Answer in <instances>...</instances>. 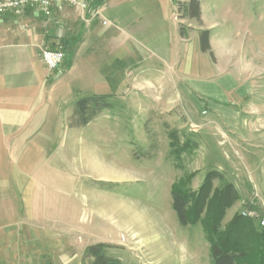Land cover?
<instances>
[{"label":"rangeland","instance_id":"obj_1","mask_svg":"<svg viewBox=\"0 0 264 264\" xmlns=\"http://www.w3.org/2000/svg\"><path fill=\"white\" fill-rule=\"evenodd\" d=\"M202 11V20L188 21L176 6L174 19L190 25L191 39L197 34L199 49V30L208 31L212 55H206L217 78L223 77L228 96L223 93L222 99L214 101L194 96L188 104L161 105L149 102L152 93L148 91L142 101L138 65H132L126 70L124 87L109 94L112 106L88 126L64 133L63 144L71 147V152H64L62 166L63 214H47L42 219L47 228L55 223L57 229L61 226L63 252L72 258L68 264H82L85 247L100 241L111 244V255L125 264H212L202 222L205 208L196 221L181 225L171 206L170 190L173 182L187 176L186 187L195 194L211 169L241 186L237 165H242L245 154L250 163L257 158L254 154L263 151L264 155V0H208ZM76 12L73 17L84 27L86 21ZM187 29L184 25L185 34ZM62 43L57 44L63 56L56 68L62 66L65 53L68 58L71 55L69 45ZM65 122L69 127V120ZM234 128L245 129L250 142L243 143L245 151L236 143V158L231 163L236 167L234 174L228 175L219 161L228 149L224 140L236 138L230 136ZM172 131L182 146L179 151L170 146ZM206 132L217 135V152L206 145ZM188 142L190 147H186ZM219 163L225 172L215 167ZM261 171L248 180L251 189L264 197V168ZM221 185L214 180L212 188ZM8 191L0 184V228L13 230L14 239L9 242L22 244L24 229L35 225L31 217L22 215V200L6 199ZM248 206L264 213V198L239 197L226 209L220 228L224 230L234 214ZM252 223L258 228L255 220ZM225 239L227 245L242 247L250 240L243 229Z\"/></svg>","mask_w":264,"mask_h":264},{"label":"crops","instance_id":"obj_2","mask_svg":"<svg viewBox=\"0 0 264 264\" xmlns=\"http://www.w3.org/2000/svg\"><path fill=\"white\" fill-rule=\"evenodd\" d=\"M206 1L200 0L201 20ZM98 11L96 17L83 21L84 27L73 17L76 10L67 6L50 17L36 9L0 13V184L9 190L7 200L23 201L22 215L31 217L35 225L24 229L22 244L9 242L14 239L13 230L0 228V264H23L24 260L68 264L72 260L63 252L61 226L57 229L55 223L47 228L42 217L63 214L62 166L64 152H71L63 144L64 133L91 123L66 126L78 97L117 93L126 84L128 67L138 65L142 101L148 91L152 93L149 102L161 105L188 104L194 96L210 101L223 98V77L217 78L210 59L199 49L197 34L191 39L190 25L181 22L188 29L186 34L184 28L180 31L172 0H104ZM58 42L69 45L71 55L68 58L65 53L62 66L49 70L40 50L60 47ZM244 131L234 128L230 136L236 138L224 140L228 149L219 162L228 175L236 167L231 164L236 143L248 150L244 144L250 141ZM204 136L206 145L217 152V135L206 132ZM246 154L242 165H237L243 184L231 181L242 200L264 198L248 180L251 174L262 173L263 151L253 155L257 158L252 163ZM220 163L215 167L223 171Z\"/></svg>","mask_w":264,"mask_h":264},{"label":"trees","instance_id":"obj_3","mask_svg":"<svg viewBox=\"0 0 264 264\" xmlns=\"http://www.w3.org/2000/svg\"><path fill=\"white\" fill-rule=\"evenodd\" d=\"M103 1L91 0V6L99 7ZM172 1L176 4L177 10L182 12L181 16L200 20L199 0ZM183 28L184 26L181 24L180 31H183ZM199 40L201 51L212 55L209 33L206 29L199 30ZM111 106L110 95L80 96L73 102L69 126H85ZM170 136L172 139L170 146L178 151L181 150L182 146L178 145L175 132L172 131ZM190 146L189 142L186 143V147ZM214 180L220 181L221 187L213 189ZM187 185V176L173 182L170 190L171 206L178 222L184 226L196 221L205 208L202 222L207 231L212 264H241L245 262L246 264H264V228L258 229L257 225L258 228H256L252 223L253 219L239 213L234 214L224 230L220 228V222L226 209L239 199L234 184L226 180L219 170L211 169L205 173L203 182L195 194L187 189ZM241 229L249 234V242L246 241L243 247L227 245L226 236L229 237L233 232ZM111 247V244L102 241L87 245L82 254V264H125L119 258L111 255L109 251Z\"/></svg>","mask_w":264,"mask_h":264},{"label":"built area","instance_id":"obj_4","mask_svg":"<svg viewBox=\"0 0 264 264\" xmlns=\"http://www.w3.org/2000/svg\"><path fill=\"white\" fill-rule=\"evenodd\" d=\"M71 7L79 12L81 18L88 22L99 13L98 7L91 6V0H0V13L25 9H38L43 15L50 17L54 12L63 11L64 7ZM106 21H103L105 24ZM62 51L59 47H43L40 50V59L48 69H54L62 60ZM240 214L255 220L259 228H264V213L248 206L240 210ZM125 237L121 236V240Z\"/></svg>","mask_w":264,"mask_h":264}]
</instances>
